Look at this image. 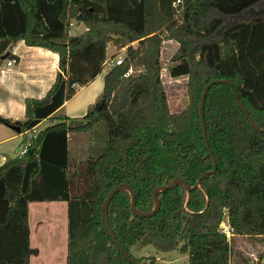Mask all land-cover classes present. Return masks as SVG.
<instances>
[{
    "label": "trees",
    "instance_id": "16d2710c",
    "mask_svg": "<svg viewBox=\"0 0 264 264\" xmlns=\"http://www.w3.org/2000/svg\"><path fill=\"white\" fill-rule=\"evenodd\" d=\"M173 1L0 0V62L20 40L58 55L54 81L42 97L24 99L23 119L0 117L21 131L54 120L37 128L23 156L0 165V264H29L28 203L59 200L67 202L66 264H132L113 246L102 203L113 186L126 183L136 208L148 212L156 186L176 178L193 186L213 168L199 113L210 80H230L264 128V0H182L177 8ZM70 22L85 30L73 35ZM167 39L178 47L166 63L160 50ZM110 44L124 48V55L105 73L95 103L81 117L55 114L75 85L93 80L113 60ZM165 65L169 77H187V103L178 111L169 107ZM203 112L214 173L190 191L179 183L159 192L160 206L151 216L132 213L127 190L109 202L113 232L140 264L156 262L133 256V246L178 250L188 264H255L235 249V237L264 246V132L252 129L226 83L208 89ZM100 121L104 150L76 174L68 134L91 131Z\"/></svg>",
    "mask_w": 264,
    "mask_h": 264
},
{
    "label": "crops",
    "instance_id": "0c3cea01",
    "mask_svg": "<svg viewBox=\"0 0 264 264\" xmlns=\"http://www.w3.org/2000/svg\"><path fill=\"white\" fill-rule=\"evenodd\" d=\"M74 25L75 23H73L72 28ZM84 30L85 26L82 31ZM110 47L111 44L107 47L108 57L113 54V52H109L111 49ZM7 52H9L12 56L1 59L0 62V117L10 118L12 120H22L24 117V99L27 97H42L54 81L58 70V55L43 47L28 46L22 40L13 44ZM10 58L14 59L15 62L8 66L6 63ZM110 67L111 65L106 63L102 71L93 80L89 81L85 85L79 86L73 97L65 101L55 114H62L69 118L83 116L88 107L95 103L100 95L103 89L104 75ZM53 121L54 120L52 119H43L36 127L42 128L40 127L41 123L44 122L48 125L53 123ZM76 133L79 132H72L68 134V153L70 152L69 142L72 136L76 135ZM24 140L25 131H21L20 129L16 130L14 127L0 123V165L8 160H17L20 158L18 150L23 145ZM87 146L93 147V142L92 144H87ZM80 147V144L73 145V154L77 156L75 157L77 162L78 160H81L80 158L86 159V155L83 154L86 152V148L83 150ZM81 154L83 155L81 156ZM71 164H73V161H71ZM30 203L32 202L28 203L29 207ZM28 221L31 254L38 251L33 248V242L35 246L44 242L48 246L52 243V246L54 247V233L48 234L47 238L43 239V236L39 232L37 233L39 226L42 224V220L37 218L35 226L32 225L29 209ZM255 264H264V252L262 253L258 263Z\"/></svg>",
    "mask_w": 264,
    "mask_h": 264
},
{
    "label": "rangeland",
    "instance_id": "374dc122",
    "mask_svg": "<svg viewBox=\"0 0 264 264\" xmlns=\"http://www.w3.org/2000/svg\"><path fill=\"white\" fill-rule=\"evenodd\" d=\"M84 25L82 23H76L72 28L73 35L80 33L83 30ZM178 47V43L175 40H163L160 50V58L164 62H168L172 54ZM109 52H113V60L123 57L124 51H118L111 45ZM162 82L165 87V91L170 103V110L178 111L182 109L187 103V97L185 95V83L187 77L173 78L169 77L166 72V65L162 70ZM79 86L75 85V89ZM47 123H41L40 127H45ZM76 142V143H75ZM93 142V147H88L87 144ZM80 144L81 149L86 148V152L83 153L86 159L97 157L104 150L105 145V125L100 121L95 124L94 128L90 132H79L72 136L69 142V158L73 161L72 171L79 174L83 170V165L86 161L83 158L75 160L73 154V145ZM81 154V156L83 155ZM80 156V157H81ZM76 184H80L77 182ZM30 217L31 224L35 226L37 218L42 220V224L39 226L37 233L39 232L43 239L47 238V235L54 233L55 245H47L44 242L35 246L33 242V248L37 249L34 254L30 256V264H66V244H67V202L64 200L59 201H33L30 203ZM225 226L226 221H223ZM223 229V225H220ZM54 241V240H53ZM258 245V246H257ZM234 247L239 250L244 256L252 259L254 263H258L260 255L264 252V246L255 244L245 237H235ZM131 253L135 257H140L143 260L153 258L156 264H188V255L180 253L178 250H172L168 252H162L157 250L153 245H145L143 247L133 246ZM237 256H231V262L237 260Z\"/></svg>",
    "mask_w": 264,
    "mask_h": 264
},
{
    "label": "water",
    "instance_id": "95a60500",
    "mask_svg": "<svg viewBox=\"0 0 264 264\" xmlns=\"http://www.w3.org/2000/svg\"><path fill=\"white\" fill-rule=\"evenodd\" d=\"M7 54H4L1 56V59H5L7 57ZM217 83H226L229 84L231 86V93L233 95V98L236 102V105L238 106V108L242 111V113L244 114L245 118L247 119L249 125L252 127L253 130L255 131H259V132H264V128H260L256 125V123L253 121V119L250 117V114L248 112V110L246 109V107L244 106L243 102L241 101V99L238 97V95L236 94L230 80L228 79H214V80H210L203 88L201 96H200V102H199V113H200V122H201V128H202V135H203V139H204V143L208 149L209 154L211 155V159H212V164H213V168L211 170L205 171L203 172L196 180V185L200 186V182L201 180L208 174L214 173L216 170V162H215V158L211 153L209 144H208V139H207V135H206V127H205V121H204V112H203V107H204V101L206 98V94L208 89ZM16 130H19L18 126L14 127ZM182 184L185 189L187 191H190L191 189H193L196 185L190 186L188 185V183L182 179V178H176L174 179L172 182H170L167 185H162V186H156L153 190H152V198H153V202H154V206L153 208L148 211V212H142L139 211L136 206V200H135V193L134 191L126 184V183H119L115 186H113L109 192L107 193L103 203H102V208H101V218L102 221L104 223V226L106 228V231L113 243V246L124 256V258L126 260H128L130 263L132 264H140L138 262H136L134 260V258L131 257V255L121 246V244L118 242L115 233L113 232V229L109 223V219H108V205L110 200L113 198V196L119 192L120 190H127L130 194V208L131 211L134 215L138 216V217H147V216H151L153 214H155L160 206V202L158 200V193L167 189H172L174 188L177 184Z\"/></svg>",
    "mask_w": 264,
    "mask_h": 264
},
{
    "label": "built area",
    "instance_id": "2783aa9c",
    "mask_svg": "<svg viewBox=\"0 0 264 264\" xmlns=\"http://www.w3.org/2000/svg\"><path fill=\"white\" fill-rule=\"evenodd\" d=\"M181 3H182V0H174V1L172 2V5H173L174 7L177 8V7H179V6L181 5ZM69 25L72 26L73 23L70 22ZM120 51H124V48H121ZM121 60H122V56L120 55V57H119L118 59H116V60H110V61H108L107 63L110 64V65H112L113 63H114V64H120ZM14 62H15V60L12 59V58H10V59H8V61H7L6 64H7L8 66H10V65L13 64ZM130 72H131V70H129L128 72H126L124 75L126 76V75H128ZM36 134H37V127H36V126H34V127H32L31 129L25 131V140H24V143H23V145L20 147V149L18 150V155H19L20 157L23 156V155L27 152L28 148L30 147V145H31V143H32V140L36 137ZM221 224H222L223 227H224V228L222 229V231H223L227 236H229V235H230V231H229L228 226H225V224H224L223 222H222Z\"/></svg>",
    "mask_w": 264,
    "mask_h": 264
}]
</instances>
